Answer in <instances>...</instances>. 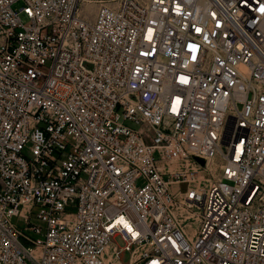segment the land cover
I'll return each mask as SVG.
<instances>
[{"label":"built area","instance_id":"obj_1","mask_svg":"<svg viewBox=\"0 0 264 264\" xmlns=\"http://www.w3.org/2000/svg\"><path fill=\"white\" fill-rule=\"evenodd\" d=\"M80 3L0 0V264H264V0Z\"/></svg>","mask_w":264,"mask_h":264},{"label":"rangeland","instance_id":"obj_2","mask_svg":"<svg viewBox=\"0 0 264 264\" xmlns=\"http://www.w3.org/2000/svg\"><path fill=\"white\" fill-rule=\"evenodd\" d=\"M140 1H146V0H140ZM116 3H117V0H81L80 13L86 18L92 19L97 7L100 4H106V5L112 6V5H115ZM20 6H21V3L18 2L13 7L18 9ZM20 17L23 21H26V18L22 13H20ZM12 221L19 229L23 231V233L32 236V234L23 230V227H24L23 223L17 221L16 219H13ZM25 245H30V244L25 243Z\"/></svg>","mask_w":264,"mask_h":264},{"label":"bare ground","instance_id":"obj_3","mask_svg":"<svg viewBox=\"0 0 264 264\" xmlns=\"http://www.w3.org/2000/svg\"><path fill=\"white\" fill-rule=\"evenodd\" d=\"M137 124H135L134 126H136ZM176 168L178 167V166H175ZM172 188H174L175 189V187L173 186Z\"/></svg>","mask_w":264,"mask_h":264}]
</instances>
